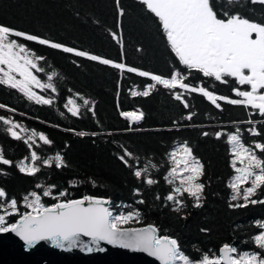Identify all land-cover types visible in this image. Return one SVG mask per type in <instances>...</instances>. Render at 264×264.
Wrapping results in <instances>:
<instances>
[{
	"label": "trees",
	"instance_id": "trees-1",
	"mask_svg": "<svg viewBox=\"0 0 264 264\" xmlns=\"http://www.w3.org/2000/svg\"><path fill=\"white\" fill-rule=\"evenodd\" d=\"M223 10L264 20V4L249 0H225ZM0 25L138 69L128 72L127 67L117 69L38 41L10 37L24 44L30 55L44 57L36 61L38 69L43 70L31 71L42 85L52 83L55 91L30 86L38 96L52 101L43 104L17 88L0 84V105L4 106L0 107V117L27 129H14L21 136L16 139L7 131L11 124L0 120V154L11 162L0 163V189L6 193V197H0V214L12 213L6 202L13 198L17 201V211L6 217L7 223L31 211L24 197L32 191L40 195L46 207L85 196L101 197L107 199L114 217L139 212L138 218L122 227L151 224L158 235L177 239L180 250L193 261L205 254L218 257L225 244L237 249L231 253L233 257L254 252L264 257V249L253 239L264 231L256 224L264 221V204L230 207L245 203L243 189L251 187V180L239 185L238 195L230 187L241 163L237 160L233 164V146L228 142L229 134L239 129L241 142L264 160V152L255 149L256 143L264 144V116L253 112L251 106L225 100H217V108L202 93L178 86L169 89L157 84L148 96L131 95L155 83L150 76H140L139 71L164 78L179 71L190 86H203L216 96L242 99L228 83H219L182 65L159 19L142 0H0ZM52 73L56 75L49 81ZM178 93L180 100L175 98ZM69 98L80 106L78 115L68 111ZM84 100L89 103L85 105ZM132 110L143 113L142 119L129 122L121 115ZM253 126L258 135L249 131ZM33 130L43 133L51 143L44 144L38 135L25 143ZM81 132L85 135H78ZM184 143L203 166L198 182L204 188L200 207H194V198L183 193L178 199L184 206L175 211L174 202L165 199L180 183L179 179L173 183L166 179L173 167L169 154ZM32 151L40 157L35 162L39 171L29 175L22 173L18 165L21 161L33 164ZM125 151L132 155L125 156ZM57 153L64 161L59 168L54 160ZM45 159H52V164L44 165ZM145 167L147 172L137 178L135 171ZM148 178L155 183L147 184ZM45 189H51L49 196H43ZM60 192L65 196L60 197ZM233 195L237 196L235 200ZM251 199L264 200V187L257 189Z\"/></svg>",
	"mask_w": 264,
	"mask_h": 264
},
{
	"label": "snow or ice",
	"instance_id": "snow-or-ice-1",
	"mask_svg": "<svg viewBox=\"0 0 264 264\" xmlns=\"http://www.w3.org/2000/svg\"><path fill=\"white\" fill-rule=\"evenodd\" d=\"M231 2L232 0H229V3ZM142 3L159 19L171 50L182 65L190 70H198L205 77H214L216 81L226 82L228 77L235 78L239 85H249L250 91H240L234 88L233 91L242 99H229L225 96H216L203 86H190L184 82L186 77L179 71H174L170 78L139 71L140 76H150L155 83L148 85L143 92L132 91L131 95L148 96L150 90L157 84L169 89H175L178 86L186 91L202 93L217 108H220L217 100H225L231 104L251 106L252 109L258 110L264 116V23L253 22L242 17L239 13L224 12L225 18L221 19L214 10L211 0H142ZM252 3L264 4V0H252ZM13 36L24 37L29 41H38L42 45L63 49L64 52L75 53L77 56H87L91 60H99L101 63L110 64L117 69L123 70L127 67L123 63H115L95 55H89L87 52L65 47L62 44L0 25V74H2L0 84L19 89L29 99H34L37 103L50 104L52 101L33 92L30 87L32 84L55 91L52 83L42 85L31 71V69L43 70L38 69L36 61L43 60L44 57L35 56L34 53L30 55L24 44L18 43L16 39H10ZM127 71L138 72V69L127 67ZM13 73L18 74L20 79H17ZM54 75L56 73L49 75L48 80L51 81ZM175 98L180 100L181 94H176ZM88 103V100H84L85 105ZM67 105H71L68 107V111L72 115H78L80 106L74 99L69 98ZM0 107L4 106L0 105ZM121 115L131 121H139L142 119L143 113L121 112ZM188 119H191V115ZM0 120H3L5 124H11L7 131L16 139H20L21 136L14 129L19 128L21 132L27 131L21 125L3 117H0ZM249 131L253 135L259 134L255 126ZM36 135L44 144L51 143L43 133H36L34 130L27 137L25 143L32 141L33 136ZM78 135L83 136L85 133L81 132ZM204 135H208V133H204ZM216 136L220 137L221 133L217 132ZM228 142L233 146L232 152L235 157L233 164L235 165L237 160L241 164L247 161L244 167L236 169L239 175L234 178L230 187L238 195L240 193L239 185L251 180V187L243 189L245 203L230 205V207L264 204V200L251 199L257 189L264 187V160L260 159L252 148L241 142L239 129L236 134H229ZM29 147L32 145L29 144ZM255 149L264 152V144L256 143ZM131 155L125 151V156ZM169 155L173 167L166 179L169 183L179 179L180 183L165 199L174 202L176 205L174 210L180 211L184 205L178 196L187 193L195 200L193 206L200 207L204 185L198 180L203 174L202 164L192 155V149L187 143L179 145ZM125 156H121L120 159L127 164ZM39 159L37 153L32 151L33 164L25 165V162L21 161L18 165L19 170L29 175L35 174L39 171L35 165ZM54 160L57 168L64 166L63 158L59 153L56 154ZM52 162V159L43 160L44 165H51ZM0 163L7 165L11 162L0 154ZM147 170V167L137 169L134 175L140 178ZM145 182L149 185L155 183L151 178ZM37 187L41 186L37 185ZM137 192H139L138 189ZM50 194L51 189L43 191V196ZM59 196H65V192H60ZM0 197H6L3 189H0ZM159 198L157 196V199ZM236 198L237 196L233 195L232 199ZM24 201L31 211L24 212L14 223H7L6 217L17 211V201L13 198L6 202L7 206L12 209V213L5 211L0 214V233H15L29 248L40 241H50L52 245L60 249L72 250L79 247L82 251L92 253L94 251L103 252L105 249L100 246V243L106 242L108 245L123 249L145 252L159 260L160 264H264V257L260 253H242L238 258L233 257L230 254L236 253L237 249L228 244L223 245L218 257L210 258L208 254H205L199 261H193L180 250L177 239L157 235V229L153 225L144 228L121 226L138 218L139 212H128L126 215L121 214L114 217L109 209L103 206L106 201L94 197L85 196L80 200H67L46 207L41 202L40 195L32 191L24 197ZM85 201H88L87 206H85ZM256 224L264 229V221H257ZM201 231L208 230L201 229ZM82 236L90 238L87 243L81 240ZM253 239L258 247L264 249V231L259 232Z\"/></svg>",
	"mask_w": 264,
	"mask_h": 264
},
{
	"label": "water",
	"instance_id": "water-1",
	"mask_svg": "<svg viewBox=\"0 0 264 264\" xmlns=\"http://www.w3.org/2000/svg\"><path fill=\"white\" fill-rule=\"evenodd\" d=\"M129 122L132 121L129 120ZM94 198L106 201L103 206L108 208L107 199ZM87 205L88 201H85V206ZM148 225L151 224L127 228H144ZM89 239L81 237L85 243ZM100 246L105 249L103 252L92 253L82 251L79 247L72 250L60 249L52 245L50 241H40L29 248L15 233H0V264H160L159 260L145 252L123 249L108 245L106 242H101Z\"/></svg>",
	"mask_w": 264,
	"mask_h": 264
},
{
	"label": "flooded vegetation",
	"instance_id": "flooded-vegetation-1",
	"mask_svg": "<svg viewBox=\"0 0 264 264\" xmlns=\"http://www.w3.org/2000/svg\"><path fill=\"white\" fill-rule=\"evenodd\" d=\"M223 1H225V0H215L214 1V2L217 3V5H214V10L218 13L219 18H221V19H224L225 18L223 16V13L224 12H227V11H224L223 10ZM232 1H236L238 3L240 0H232ZM249 1L252 2V0H249ZM211 2L213 3V0H211ZM226 2H228V0H226ZM217 6H218V8H217ZM228 13L229 14H237V13H239L242 17L247 18V19H249V20H251L253 22L264 23V20L247 17L246 15H244V14L238 12V11H233L231 13L230 12H228ZM253 38H255V37L253 36ZM193 70H196V69H193ZM219 83H224V84H227L228 83L229 84V87H231V88H236V89L237 88H241V91H250V86L249 85H239L237 83V81L235 80V78H232V77L226 78V82L219 81ZM195 87H197V86H195ZM252 111L255 112V113H259L258 110H255V109H252Z\"/></svg>",
	"mask_w": 264,
	"mask_h": 264
},
{
	"label": "rangeland",
	"instance_id": "rangeland-1",
	"mask_svg": "<svg viewBox=\"0 0 264 264\" xmlns=\"http://www.w3.org/2000/svg\"><path fill=\"white\" fill-rule=\"evenodd\" d=\"M95 56H97V55H95ZM99 57V56H98ZM102 59H106V58H103V57H101ZM109 60V59H108ZM5 71H7V68H5ZM13 75H15L16 76V78L17 79H20V77H19V75L18 74H16V73H13ZM133 111V110H132ZM132 111H130V112H132ZM133 112H137L138 114L140 113V112H138V111H133ZM127 118V117H126ZM128 120H130L129 118H127ZM131 121V120H130ZM245 164H247V161H245L244 162V164H239V165H237L238 166V168H242V167H244L245 166ZM237 175H239V173L237 172V174H236V176Z\"/></svg>",
	"mask_w": 264,
	"mask_h": 264
}]
</instances>
